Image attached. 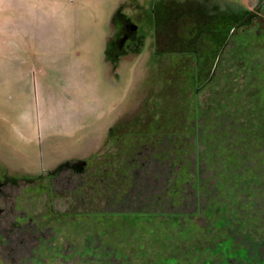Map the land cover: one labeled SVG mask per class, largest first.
<instances>
[{
    "label": "rangeland",
    "instance_id": "obj_1",
    "mask_svg": "<svg viewBox=\"0 0 264 264\" xmlns=\"http://www.w3.org/2000/svg\"><path fill=\"white\" fill-rule=\"evenodd\" d=\"M218 1L196 85L211 41L154 56V0H0V264H264V0ZM122 3L148 35L113 62Z\"/></svg>",
    "mask_w": 264,
    "mask_h": 264
},
{
    "label": "trees",
    "instance_id": "obj_2",
    "mask_svg": "<svg viewBox=\"0 0 264 264\" xmlns=\"http://www.w3.org/2000/svg\"><path fill=\"white\" fill-rule=\"evenodd\" d=\"M154 5H156L155 8L157 11L159 6H163L166 9L165 14H162L161 16H158L159 14H157L158 20L154 28L157 30L158 36H163L169 33L167 35L172 37V39H168L167 47H165L166 49H163L164 51L158 46L156 47L154 56H160L166 51L174 52V46H176L175 41L182 42L181 39L184 40L182 43L188 44L189 46L190 44L193 46L196 44L199 48L201 47L200 42L211 41V47L209 46V49L213 53L206 55V59H204L203 62L200 61V58H202V50H197L200 56L197 54L196 57L198 68L195 82L196 85H201V83H204L208 80L207 75L210 72L209 70L212 69L214 62L217 61V55L221 53L222 48H224L226 45V41L229 36V28H231L232 25L230 24L231 21L239 18L243 12H237V10H239L238 8L233 7L230 4H222V2H219L218 0H154ZM171 11L175 12V16L173 18ZM168 18H172L171 23L174 24L173 26L170 23L164 22ZM180 22H183L181 26L178 25ZM235 26H239L238 22L235 23ZM180 28L181 30H178ZM159 40H156V45L157 41L159 42ZM190 51L191 50H189V52ZM203 69H206V71H203ZM203 73H206L204 80ZM199 89L200 88H198V90ZM121 124L122 119H119L109 128V138L113 136L115 137L121 132V129H119ZM160 125L156 124L155 126L156 128H159ZM109 138L104 141V146L109 141ZM101 150L103 149L100 148L99 151ZM0 169L4 171L2 166ZM27 175L29 174H22L21 176H8L5 172H3V176H5L6 180L9 181L10 178V180L13 182H17L22 177L27 178ZM233 246L234 244L232 237H228L225 240L217 242L214 252H219L225 255L229 249L233 248ZM237 252L242 253L243 251L242 249H238ZM247 252L248 250H246V253Z\"/></svg>",
    "mask_w": 264,
    "mask_h": 264
},
{
    "label": "flooded vegetation",
    "instance_id": "obj_3",
    "mask_svg": "<svg viewBox=\"0 0 264 264\" xmlns=\"http://www.w3.org/2000/svg\"><path fill=\"white\" fill-rule=\"evenodd\" d=\"M127 3H122L121 5V10H119L117 18H116V26L118 28L117 32L119 34L121 33V37L117 39L116 45H115V53L119 51L120 53H123L121 55H124L126 52L130 51H137L141 46H143L145 39L148 35L146 31L144 33L142 32V24L134 21L129 17V15H126V9L128 8L126 6ZM264 6V2L263 5ZM156 5H154V26L157 24L158 16H157V9L155 8ZM124 9V10H123ZM239 10H237L238 12ZM239 15V14H238ZM243 15V14H242ZM133 24H136L137 27L134 28ZM154 29V35H155V41L157 38V30L153 27ZM125 37V39H124ZM77 164L81 165L82 161H78Z\"/></svg>",
    "mask_w": 264,
    "mask_h": 264
},
{
    "label": "water",
    "instance_id": "obj_4",
    "mask_svg": "<svg viewBox=\"0 0 264 264\" xmlns=\"http://www.w3.org/2000/svg\"><path fill=\"white\" fill-rule=\"evenodd\" d=\"M119 10L117 11L116 16L118 15ZM133 27L136 28L137 25L133 24ZM120 35H121V33L119 34V32H117L115 40L110 42L109 45H107V49H106L107 59L112 60L113 62H116L118 60V58L120 57V55L123 54V53H120L119 51H117L115 53V51H116L115 50L116 49L115 48L116 41H117V39H119V37H121ZM124 39H125V37H124ZM85 163H86L85 161H82V164L80 165L81 166L80 168H84Z\"/></svg>",
    "mask_w": 264,
    "mask_h": 264
}]
</instances>
